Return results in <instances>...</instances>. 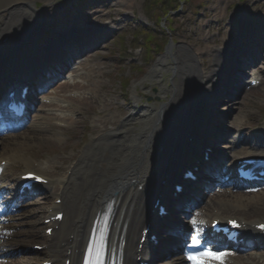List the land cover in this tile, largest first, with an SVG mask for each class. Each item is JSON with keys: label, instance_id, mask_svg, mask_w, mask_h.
<instances>
[{"label": "bare ground", "instance_id": "6f19581e", "mask_svg": "<svg viewBox=\"0 0 264 264\" xmlns=\"http://www.w3.org/2000/svg\"><path fill=\"white\" fill-rule=\"evenodd\" d=\"M34 1L0 0V68L2 70L0 77L3 73L6 74L3 76L5 83L8 80L16 79L14 74L8 72V69L5 70L14 63V60L19 62L16 67L18 69L16 77H19L37 62L40 52L48 53L56 50L58 46L62 47L69 42H73L71 46L69 45L71 51L58 52L63 57L57 60L63 61L66 57H71L86 46L78 39L79 37L75 39L73 33H66V35L54 34L45 45L35 48L32 53H29L31 55L38 54V58H32L31 61L26 60V63L20 62V54L27 50L31 42L30 34L34 38V36L44 31V26L39 22L36 11L34 9L32 11V8L29 7ZM7 12H9L8 16H4V13ZM260 24H254L255 26L252 27L256 36L264 34V24ZM238 26L231 28L233 34L239 30L240 25L238 24ZM69 37L74 39H69ZM78 46H80L79 49ZM206 47L202 48L205 49L203 51L202 49L199 50L201 54L206 51ZM212 50V47L208 45L207 51ZM183 52H186V49L183 48ZM163 58L164 60H159L162 63L166 61L168 56L165 55ZM192 58L197 59V57ZM49 61L54 63L56 60L50 59ZM178 63L179 66L184 68V71L188 67H195L191 60L186 61V63L179 60ZM162 68L161 65L155 66L156 73L161 75ZM211 68L210 66L209 69L205 70L209 74L214 73V79L218 78L221 73L220 69L211 71ZM19 69L22 70L19 71ZM186 72V75L181 73V78L178 81L172 80L173 90L169 88L170 90L160 89L155 91L154 99L158 100L159 103L146 104L139 110L133 109V112L129 115L126 114L127 108H121L119 110L120 117L114 115V117H103L98 120L100 127L97 126L93 129V136L82 152L78 155L74 153L70 157H61V166H57L56 162H38L33 158L23 157L18 154V151L28 150L30 146L34 148H58L61 137L53 136L58 135L55 132L52 133V136L47 135L49 129H51L50 125L53 121L64 122L70 128L77 125L79 120L72 117V115L76 111L83 110L82 107L84 106L91 108L92 99L90 95L95 96L93 88L87 87L88 97L82 96L83 93L74 98L62 96L60 93L55 94L53 99L57 101V105L53 109H50L51 105L49 104V107L45 106V109L53 110L52 113L37 114L42 121L37 118L32 124L33 129L26 135L16 136L13 138L14 140L8 139L6 142L1 141L5 146L4 152L8 151V153L0 156L4 159L8 158L9 161H23L25 173L36 171L45 174L51 168L57 173L55 178L50 179V186L54 183L55 188H52L49 195L41 196V198L46 196L47 202L45 203H47V206L39 205L29 212L20 213L21 220H16L20 224H25L26 228L33 227L28 235L33 236L34 239H42L43 241L40 243L46 244L48 247L38 255L22 257L19 264H34L35 262H42L44 259L52 260L55 264H62L67 258L71 260V264H82L87 251L94 246L95 241L102 245L107 264H140L141 260H153L157 257L158 250L162 249L161 243L159 242V244L152 247L148 240L140 242V238L142 230L149 222L153 223L152 226L156 224L154 226L155 232H158L157 230L160 228L162 230L165 223L170 222V220H164V218L161 220L158 217L157 222L153 207L158 200H163L162 202H165L170 208L174 206V199H170L172 196L159 198V182L162 177V170L172 158L170 153L177 145L176 140L184 139L180 146L189 144L188 138L190 137L191 127L187 126V130H183L185 126L183 120L188 119V112L190 111L185 108V101H188L191 96L182 97L181 92L188 93L189 89L193 90L195 82L192 76H197V73L188 75L191 73L189 69ZM91 74L90 71L85 79H88ZM160 75L150 82L157 81L159 84L163 82ZM199 76L200 80L203 79L201 81L206 79V76L202 73ZM70 83L64 85L63 88H68ZM210 83H207L208 91H203L200 96H197L198 108L201 107L202 103L200 102L203 98L206 99V105H212L214 99L212 91L215 86ZM168 94H170V97ZM161 97L163 100L160 99ZM107 105L110 104L105 103L104 107L106 109ZM206 105L204 107L205 112L210 114L212 110ZM168 107H171V109L168 110ZM179 128L180 131H178ZM78 132L77 127H74L70 133L71 141L66 143V146L72 147L76 152L80 150L79 146L81 144L77 141ZM49 139H53V141L50 142ZM178 154L180 155V153ZM239 155V157H242V154ZM174 159L175 163L179 160L178 157L177 159L173 157L172 160ZM214 162L216 161H213L212 156H210L207 161L208 167L214 166L216 164ZM170 167L169 163L166 170ZM209 170V168H206V172ZM48 188L49 186L46 187V189ZM227 197V199L216 198L214 200V207H217L218 211L225 209L227 204L235 210L256 209L264 206V196L252 197L249 194L248 196L227 195ZM57 198L62 200V204L54 202V199ZM56 210H62L65 213L64 219L62 222H55L59 227L55 229L52 237L47 236L44 238L42 230L45 225L39 219L40 214L43 212V214L52 216ZM208 212L209 214H206V216L217 217L220 214L210 210ZM28 218L31 220H28ZM12 224L14 223L6 226L10 228ZM10 234H4V236L7 237ZM12 238L15 239L16 235ZM0 241L3 242L2 239ZM19 242L21 243V241ZM3 243L6 244L5 240ZM2 245L0 244V249H4ZM242 260L240 264H248V262L251 264H264V260L256 262V259L249 257ZM176 264L180 263L176 262Z\"/></svg>", "mask_w": 264, "mask_h": 264}, {"label": "rangeland", "instance_id": "374dc122", "mask_svg": "<svg viewBox=\"0 0 264 264\" xmlns=\"http://www.w3.org/2000/svg\"><path fill=\"white\" fill-rule=\"evenodd\" d=\"M29 7L36 11L39 22L44 26V31L37 37L38 43L44 42L45 37L49 39L56 29L65 31L68 24L77 18L75 23L88 16L91 26L96 29L104 27L106 31L103 32L104 39L100 44L104 43L106 48L89 61L98 71L93 78V91L99 101L108 98L114 105H124L128 101L137 109L146 104H157L158 100L154 99L155 90H168L173 84L172 80L178 81L181 73L186 75L188 69L191 71L188 75H193L203 70L207 72L205 69L210 66H219L214 61L219 55L218 51L222 52L220 48L237 39L231 28L243 21L247 24H264V0H35ZM170 8L172 11L168 13L166 10ZM8 13H4V16H8ZM53 23L58 26L53 28ZM88 23L76 24L75 27L80 28ZM248 33L245 30L241 34L238 44H243V41L246 43V38L250 36ZM208 45L213 49L210 52L207 51ZM205 46L206 51L201 54L199 50ZM183 48L186 52H183ZM165 55L168 56L166 61L160 62ZM179 60L183 63L191 60L195 67H188L184 71L178 65ZM158 65L163 67L161 75L155 71ZM159 75L163 79L160 82L162 87L157 81L150 82ZM192 77L196 82L197 77ZM91 102L89 111L85 108V114L81 112L75 115L82 119L75 125L79 131L77 141L89 129L85 124L91 127L99 116H119L120 112L114 107L101 114L99 103L95 99ZM246 107L245 118H248L249 125L256 126L260 119H264V85L251 92ZM54 126L56 130L61 128L56 124ZM68 136V133L62 135L58 148L39 149L30 146L24 154L35 155L36 158L40 156V161H57L61 156H70L73 151L72 147L66 146L71 141ZM18 164L21 162L12 165ZM250 215L264 217V206L252 210ZM39 219H43V215ZM32 229L22 224L15 228L16 236L22 243L32 244V241L37 240H31L28 235Z\"/></svg>", "mask_w": 264, "mask_h": 264}, {"label": "snow or ice", "instance_id": "6c2138e0", "mask_svg": "<svg viewBox=\"0 0 264 264\" xmlns=\"http://www.w3.org/2000/svg\"><path fill=\"white\" fill-rule=\"evenodd\" d=\"M36 179H39V177H35ZM233 224L235 223L234 221L232 222ZM193 243L194 244H199L200 243V241L199 240H193ZM205 255H209V256H212L213 258H217V259H219L221 256H223L224 255V253H214V252H211L210 250H207L205 253H204Z\"/></svg>", "mask_w": 264, "mask_h": 264}]
</instances>
